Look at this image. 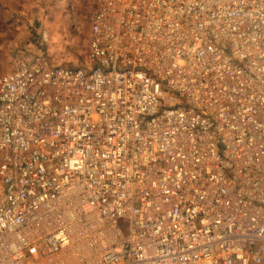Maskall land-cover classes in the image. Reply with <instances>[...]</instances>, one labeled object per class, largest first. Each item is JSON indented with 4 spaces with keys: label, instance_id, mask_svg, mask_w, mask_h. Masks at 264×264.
<instances>
[{
    "label": "built area",
    "instance_id": "built-area-1",
    "mask_svg": "<svg viewBox=\"0 0 264 264\" xmlns=\"http://www.w3.org/2000/svg\"><path fill=\"white\" fill-rule=\"evenodd\" d=\"M93 1L0 77V264H264V0Z\"/></svg>",
    "mask_w": 264,
    "mask_h": 264
},
{
    "label": "rangeland",
    "instance_id": "rangeland-1",
    "mask_svg": "<svg viewBox=\"0 0 264 264\" xmlns=\"http://www.w3.org/2000/svg\"><path fill=\"white\" fill-rule=\"evenodd\" d=\"M93 9V0H0V77L39 47L43 32L49 36L43 51L51 64L89 66L86 39ZM120 227L126 233V223Z\"/></svg>",
    "mask_w": 264,
    "mask_h": 264
}]
</instances>
